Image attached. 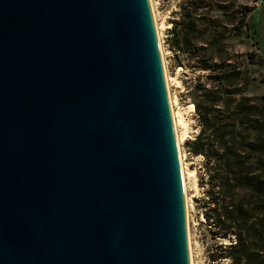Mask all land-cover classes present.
Instances as JSON below:
<instances>
[{
  "label": "water",
  "instance_id": "obj_1",
  "mask_svg": "<svg viewBox=\"0 0 264 264\" xmlns=\"http://www.w3.org/2000/svg\"><path fill=\"white\" fill-rule=\"evenodd\" d=\"M0 264H189L148 0H0Z\"/></svg>",
  "mask_w": 264,
  "mask_h": 264
},
{
  "label": "trees",
  "instance_id": "obj_2",
  "mask_svg": "<svg viewBox=\"0 0 264 264\" xmlns=\"http://www.w3.org/2000/svg\"><path fill=\"white\" fill-rule=\"evenodd\" d=\"M181 4L169 46L211 72L193 103L199 131L187 141L189 152L202 157L206 173L204 221L212 238L229 239L216 241L210 256L224 264H264V95L245 94L250 78L242 61L215 57L225 32L241 34L251 7L236 6L241 17L226 31L217 17H205L210 0ZM211 4L224 8L226 0Z\"/></svg>",
  "mask_w": 264,
  "mask_h": 264
},
{
  "label": "rangeland",
  "instance_id": "obj_3",
  "mask_svg": "<svg viewBox=\"0 0 264 264\" xmlns=\"http://www.w3.org/2000/svg\"><path fill=\"white\" fill-rule=\"evenodd\" d=\"M213 1L210 0L207 7L210 6L211 9L205 13V17H217L219 25L224 26L226 31L232 29V26L241 17L236 6L249 5L251 7L245 12V23L241 26V34L233 35L232 31L228 34L225 32L220 41L221 51L217 52L215 57L218 58L220 55L231 61H242L250 78L245 94L249 96L264 95V0H226L224 8L211 4ZM152 2L156 21L160 23L165 20L166 24L160 37L167 74L170 78L176 76L178 80V83L169 80L171 96L177 97L173 108L175 111L182 110L188 121V130L180 143V149L184 162L187 163L189 169L193 168L196 173L195 178L185 174L187 194L192 200L185 218H188V221L186 218V235L188 229L193 264H224L225 261H213L210 255L216 252V241L223 240L224 243H228L229 239L212 238L209 222L204 221L202 201L206 197L205 192L208 187L206 173L202 157L192 155L187 147V141L192 140L199 131L193 103L198 98L200 87L210 82L207 75L211 72L196 65L185 53L175 52L169 46L172 22L181 20L182 7H184L181 0H152ZM207 7L204 10L208 9ZM177 130L181 135L182 129L178 127ZM185 171L187 172L188 169ZM184 211L186 214V208Z\"/></svg>",
  "mask_w": 264,
  "mask_h": 264
},
{
  "label": "bare ground",
  "instance_id": "obj_4",
  "mask_svg": "<svg viewBox=\"0 0 264 264\" xmlns=\"http://www.w3.org/2000/svg\"><path fill=\"white\" fill-rule=\"evenodd\" d=\"M149 3V7H150V11H151V16H152V21H153V25H154V30H155V34H156V40H157V44H158V50H159V55H160V60H161V67H162V72H163V78H164V83H165V89H166V94H167V100H168V105H169V111H170V116H171V120H172V127H173V132H174V138H175V143H176V149H177V154H178V162H179V166H180V173L182 175V189H183V197H184V208H186V216L188 214V208L191 205V198L188 197L187 194V186L185 183V174H188L190 176H193L195 178V170L193 168H188L187 163L184 162L183 160V154L181 152L180 149V143L183 141V139L186 136L187 130H188V121L184 116V112L180 109L178 110H174L173 105L176 103L177 101V97L176 96H171V93L169 91V80H174L175 82L178 83V80L175 77H169L167 74V70H166V64H165V58H164V54H163V50H162V46H161V33L162 30L165 28V20H162L160 23H158L156 21L155 18V13H154V7H153V2L152 0H148ZM192 107V106H190ZM180 127L182 129L181 135H179L180 133H178L177 128ZM188 169V171L186 172L185 170ZM187 218V217H186ZM186 218H185V229H186ZM188 221V218H187ZM187 248H188V257H189V264H193V260H192V252H191V246H190V237H189V232L187 229ZM221 238V237H220Z\"/></svg>",
  "mask_w": 264,
  "mask_h": 264
}]
</instances>
